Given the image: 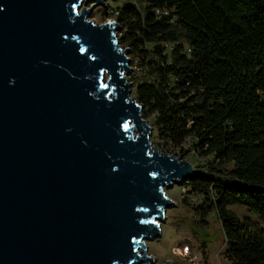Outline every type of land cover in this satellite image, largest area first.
I'll return each mask as SVG.
<instances>
[{"label": "water", "instance_id": "1", "mask_svg": "<svg viewBox=\"0 0 264 264\" xmlns=\"http://www.w3.org/2000/svg\"><path fill=\"white\" fill-rule=\"evenodd\" d=\"M106 1L0 0V264H153L197 174L153 146Z\"/></svg>", "mask_w": 264, "mask_h": 264}, {"label": "trees", "instance_id": "2", "mask_svg": "<svg viewBox=\"0 0 264 264\" xmlns=\"http://www.w3.org/2000/svg\"><path fill=\"white\" fill-rule=\"evenodd\" d=\"M113 14L146 70L134 92L144 118L166 152L203 162L187 185L216 211L225 258L264 264V225L230 209L264 222V0H128Z\"/></svg>", "mask_w": 264, "mask_h": 264}, {"label": "rangeland", "instance_id": "3", "mask_svg": "<svg viewBox=\"0 0 264 264\" xmlns=\"http://www.w3.org/2000/svg\"><path fill=\"white\" fill-rule=\"evenodd\" d=\"M127 1L107 0L104 6H97L94 9L91 19L97 24H104L110 20L116 21L113 11ZM91 5L92 2L89 3L88 8ZM118 34L120 39L121 28L118 30ZM123 48L125 49V47ZM131 56L134 55L130 53L129 58ZM143 80V76L137 78L135 84H133L132 96H134L137 82ZM155 118L154 115L147 118L149 124L153 127L151 141L154 147L162 151L165 147L157 137ZM183 159L191 162L196 169L203 166L202 160L190 152H187ZM227 169H230V166ZM188 181H185L181 186L175 185L172 189H166V193L173 200L174 206L166 212V218L162 222L161 237L147 242L149 254L155 259L153 264H167V262L173 264H232L224 255L226 238L216 211L208 210L209 201L204 195L193 193L187 185ZM230 209L241 219L249 218L264 225V222L245 207L232 206ZM203 210H208L205 218L201 216Z\"/></svg>", "mask_w": 264, "mask_h": 264}, {"label": "built area", "instance_id": "4", "mask_svg": "<svg viewBox=\"0 0 264 264\" xmlns=\"http://www.w3.org/2000/svg\"><path fill=\"white\" fill-rule=\"evenodd\" d=\"M170 11L168 9H158L156 11L157 15H168ZM160 45L166 50V52L172 51L176 45L174 43H168V42H161ZM190 52V49H188ZM131 69L132 72L130 74V77L128 78L129 82L132 84H135V81L137 80L138 77L144 76L145 67H143V62L142 59L139 56H131ZM184 148H189V144H187Z\"/></svg>", "mask_w": 264, "mask_h": 264}]
</instances>
